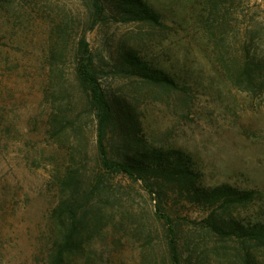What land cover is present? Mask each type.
I'll list each match as a JSON object with an SVG mask.
<instances>
[{
    "label": "rangeland",
    "instance_id": "374dc122",
    "mask_svg": "<svg viewBox=\"0 0 264 264\" xmlns=\"http://www.w3.org/2000/svg\"><path fill=\"white\" fill-rule=\"evenodd\" d=\"M143 1L159 15L160 26L109 19L86 33L104 72L102 87L124 101L137 121L134 132L148 145L182 152L202 186L253 193L226 226L237 237L223 236L216 244L202 238L203 257L193 255L187 264H245L246 254L264 264V248L249 243L240 229L255 232L264 225V79L261 91H242L230 84L224 68L225 61L236 67L248 52L264 60V0H221L222 20L212 13V0ZM82 5V0L0 2V264H50L58 243L50 214L72 164V142L64 147L49 135L54 90L45 56L53 25L65 16L85 22ZM131 49L168 74L175 87H149L121 73L120 54ZM67 69L70 76L71 65ZM74 92L75 105L68 110L85 123L83 156L74 164L85 166L87 179L99 174L95 125ZM118 148L123 150L111 143L114 154ZM106 184L111 192L93 202L99 222L88 225L65 264H170L166 226L157 218L159 200L140 181L117 176ZM168 190L163 207L179 222L181 248H192L200 237L191 223L208 211L180 196L177 187Z\"/></svg>",
    "mask_w": 264,
    "mask_h": 264
},
{
    "label": "trees",
    "instance_id": "16d2710c",
    "mask_svg": "<svg viewBox=\"0 0 264 264\" xmlns=\"http://www.w3.org/2000/svg\"><path fill=\"white\" fill-rule=\"evenodd\" d=\"M220 2L221 0L210 2L211 11L217 16ZM82 4L85 22L80 24V21L65 16L61 22L53 25L45 56V65L51 75L50 87L54 90L50 102L52 112L48 121L49 135L59 144L72 142L68 148L72 164L66 168L60 182L59 202L50 214L58 236V243L52 249L50 264H65L80 245L82 234L88 225L93 221L99 222L100 209L93 202L111 192L106 181L117 176L126 177L135 184L142 182L147 186L149 196L159 200L157 218L166 226L164 237L169 263L187 264L193 255L200 259L205 253L201 246L204 240L202 238L215 239L216 244L223 236L237 237V230L229 228L227 232L226 226L234 222L233 215L237 207H243L253 200V193L239 191L227 185L211 188L202 186L189 159L182 152L164 151L148 145L136 134L139 132L137 121L132 112L123 107L124 101L111 98L102 87L100 80L104 72L90 50L86 33L109 19L114 23L160 26L159 15L143 0H82ZM120 62V72L134 79L135 83L166 91L175 87L168 74L152 68L135 50L121 52ZM225 62L226 77L231 85L242 91H261L264 81L263 59L248 52L236 61V67ZM70 65L69 76L67 68ZM75 90L80 95L79 105L88 111L95 125L94 144L99 174L87 179L85 166L77 167L74 164L75 157L83 156L79 149L83 146L81 135L85 127V123L72 116V111L68 110L71 103L75 105ZM61 100L65 101L61 103ZM113 142L120 143L123 150L118 148V152L114 154L110 149ZM169 186L177 187L180 196L208 211L205 218L191 223L200 238L198 244L195 242L192 248L186 250L180 246L179 222L174 221L163 207ZM240 229L249 243H254L257 248H264V225L257 227L255 232L252 229ZM244 261L245 264H255L250 261L248 254ZM149 264L161 262L153 261Z\"/></svg>",
    "mask_w": 264,
    "mask_h": 264
}]
</instances>
